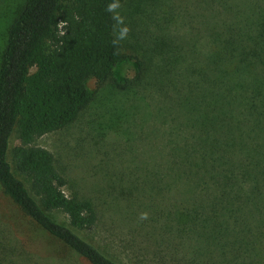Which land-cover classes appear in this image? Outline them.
<instances>
[{
    "label": "trees",
    "instance_id": "obj_1",
    "mask_svg": "<svg viewBox=\"0 0 264 264\" xmlns=\"http://www.w3.org/2000/svg\"><path fill=\"white\" fill-rule=\"evenodd\" d=\"M126 1L25 0L0 63V191L75 255L121 264L75 230L97 224L101 211L65 193L54 154L35 143L74 123L99 91L133 97L151 166L143 201L131 204L153 254L163 264H264V0H185L184 38L161 27L157 53L145 60L113 43L106 9ZM127 58L138 73L118 81ZM141 87L155 93L140 95ZM11 234L0 228V264H71L43 251L25 225L13 246Z\"/></svg>",
    "mask_w": 264,
    "mask_h": 264
},
{
    "label": "rangeland",
    "instance_id": "obj_2",
    "mask_svg": "<svg viewBox=\"0 0 264 264\" xmlns=\"http://www.w3.org/2000/svg\"><path fill=\"white\" fill-rule=\"evenodd\" d=\"M24 2L0 0V63L10 27ZM184 4L185 0H127L116 10L124 18L123 25H116V36L120 28L129 29L126 39L121 40L124 52L143 60L154 56L159 48L157 38L162 37L161 27L164 35L170 33L184 38L186 30L178 18ZM166 18L170 19L164 22ZM138 66L136 60L127 58L117 65L114 78L118 81L132 79L138 73ZM86 85L90 91L97 88L94 79ZM150 90V87L147 90L141 87L139 93L150 97L155 93ZM135 101L133 97L123 100L109 91H99L95 101L74 123L40 137L35 144L54 154L57 167L67 180L64 187L67 195L92 200L99 207L101 215L97 224L75 228L81 236L121 264H163L164 261L153 254V245L140 234L136 224L140 211L135 203L131 204L136 197L143 201L139 191L145 186L142 183L148 165L151 166L149 158H144V135L136 134L146 121L145 113L135 110ZM152 124L149 121L147 127ZM17 143L13 137L11 147ZM0 209V228L12 232L10 246L17 244V237L22 238L20 231L25 225L43 251L53 252L56 257L64 255L61 258L71 264H90L25 218L19 207L1 191ZM56 217L62 223H69L63 213Z\"/></svg>",
    "mask_w": 264,
    "mask_h": 264
},
{
    "label": "clouds",
    "instance_id": "obj_3",
    "mask_svg": "<svg viewBox=\"0 0 264 264\" xmlns=\"http://www.w3.org/2000/svg\"><path fill=\"white\" fill-rule=\"evenodd\" d=\"M119 3H111L107 6V11L114 13L113 15V19L116 21V25H123L124 24V18L122 16L119 15V13L116 11L119 8ZM129 29L125 26L120 28V30L117 32V38L116 40L113 41L114 44H118L119 41L126 39L127 37V33H128ZM141 219H147L148 218V214L142 213L141 214Z\"/></svg>",
    "mask_w": 264,
    "mask_h": 264
}]
</instances>
